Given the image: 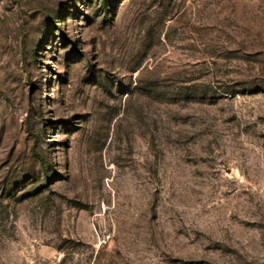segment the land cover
I'll list each match as a JSON object with an SVG mask.
<instances>
[{"label":"rangeland","instance_id":"obj_1","mask_svg":"<svg viewBox=\"0 0 264 264\" xmlns=\"http://www.w3.org/2000/svg\"><path fill=\"white\" fill-rule=\"evenodd\" d=\"M0 264H264V0H0Z\"/></svg>","mask_w":264,"mask_h":264}]
</instances>
